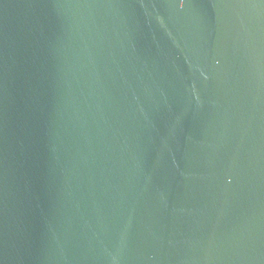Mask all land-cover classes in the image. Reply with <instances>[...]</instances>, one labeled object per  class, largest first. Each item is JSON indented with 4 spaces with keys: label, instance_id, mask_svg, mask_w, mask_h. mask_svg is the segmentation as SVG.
Here are the masks:
<instances>
[{
    "label": "water",
    "instance_id": "1",
    "mask_svg": "<svg viewBox=\"0 0 264 264\" xmlns=\"http://www.w3.org/2000/svg\"><path fill=\"white\" fill-rule=\"evenodd\" d=\"M0 264H264V0H0Z\"/></svg>",
    "mask_w": 264,
    "mask_h": 264
}]
</instances>
